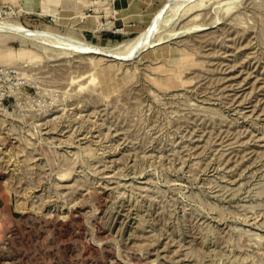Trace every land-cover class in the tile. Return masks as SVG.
<instances>
[{
  "label": "rangeland",
  "instance_id": "rangeland-1",
  "mask_svg": "<svg viewBox=\"0 0 264 264\" xmlns=\"http://www.w3.org/2000/svg\"><path fill=\"white\" fill-rule=\"evenodd\" d=\"M167 1L0 0L62 38L0 33V264H264V0L169 3L128 59L79 49Z\"/></svg>",
  "mask_w": 264,
  "mask_h": 264
},
{
  "label": "bare ground",
  "instance_id": "bare-ground-1",
  "mask_svg": "<svg viewBox=\"0 0 264 264\" xmlns=\"http://www.w3.org/2000/svg\"><path fill=\"white\" fill-rule=\"evenodd\" d=\"M177 1L180 2V0H168L167 3L162 8L160 7L161 9L154 14L151 22L149 23V26L146 29H144L143 31H141L137 36H135L134 38H132L131 40H129L127 42L116 45L114 47L112 46L110 48H105V47L101 48V47H96L93 45L92 46L87 45L89 42L88 43L85 42V44L82 45V43L79 42V43H81V46H79L80 47L79 49L82 50L84 53L104 54V55L113 56L115 58L118 57V58H123V59H128V58H131L133 56H137L140 52L145 51L146 49L153 47L155 45V43H153L154 34H155L156 30L158 29L160 23L163 22L162 19L166 15V14H164L165 8L167 9V5L169 3L175 4L174 2L177 3ZM186 1H188V0H186ZM182 2H184V0ZM24 25H22L18 19L11 20V21H3L2 23H0V33L11 32V33H14V34L21 36V37L30 38V39L37 40V41L42 40L45 43L47 40H49V42H50L51 40L53 41L55 39V41H56V39H58L57 36H59V35H56L52 31L30 29V28L25 27ZM59 39H62V38H59ZM64 40H66V39H64ZM63 42L61 41V43H63ZM69 43H71V41ZM69 43H67V44L69 45ZM76 43H77V41H76ZM83 43H84V41H83ZM63 44L65 45V43H63ZM51 45H54V44H51ZM60 46H61V44H60ZM65 47H67V46H65ZM69 47H73L72 44ZM69 47H67V48H69ZM77 47H75V48L77 49ZM58 48H60V47H58ZM73 48H72V50H73ZM69 50H71V49H69Z\"/></svg>",
  "mask_w": 264,
  "mask_h": 264
},
{
  "label": "built area",
  "instance_id": "built-area-1",
  "mask_svg": "<svg viewBox=\"0 0 264 264\" xmlns=\"http://www.w3.org/2000/svg\"><path fill=\"white\" fill-rule=\"evenodd\" d=\"M0 15L2 16H10L11 15V7L9 6H3V8L0 10Z\"/></svg>",
  "mask_w": 264,
  "mask_h": 264
}]
</instances>
